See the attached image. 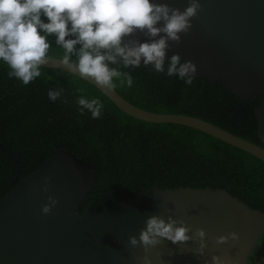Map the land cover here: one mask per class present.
<instances>
[{"label":"water","instance_id":"95a60500","mask_svg":"<svg viewBox=\"0 0 264 264\" xmlns=\"http://www.w3.org/2000/svg\"><path fill=\"white\" fill-rule=\"evenodd\" d=\"M158 2L183 10L190 0ZM200 5L180 41H170L167 55L179 53L196 63L195 79L222 81L245 100L261 98L255 115L258 136L264 143V0H200ZM136 36L146 39L139 32ZM48 65L43 67H62L57 57ZM103 93L139 120L196 128L264 160V147L209 121L145 110L116 89ZM237 112L230 117L232 121ZM96 176L95 163L70 150H50L39 169L0 197V264H146V257L151 264H204L213 255L230 264H250L264 234V212L221 188H161L157 184L100 213L88 208L78 213ZM45 177L47 191L42 190ZM49 195L58 202L45 214L41 207ZM153 214L185 222L190 233L203 228L207 240L203 254L195 251L197 240L173 244L162 239L147 252L142 245H130L129 237L138 236L146 218ZM232 231L239 234L237 241L217 242L218 236Z\"/></svg>","mask_w":264,"mask_h":264},{"label":"trees","instance_id":"16d2710c","mask_svg":"<svg viewBox=\"0 0 264 264\" xmlns=\"http://www.w3.org/2000/svg\"><path fill=\"white\" fill-rule=\"evenodd\" d=\"M53 57L62 52L50 37ZM0 66V197L36 171L50 150H70L95 163L97 176L78 213L107 207L155 185L226 189L264 212V160L196 128L171 122H147L121 110L87 80L42 67L27 85L6 76ZM131 88H115L131 103L151 112L195 116L264 147L255 108L261 98L237 97L224 82L194 79L192 85L148 69H133ZM61 87L62 98L47 90ZM82 89L83 91H77ZM99 96L100 118L77 111L74 98ZM235 120L230 117L235 110ZM264 262V234L250 264Z\"/></svg>","mask_w":264,"mask_h":264},{"label":"clouds","instance_id":"9594fccd","mask_svg":"<svg viewBox=\"0 0 264 264\" xmlns=\"http://www.w3.org/2000/svg\"><path fill=\"white\" fill-rule=\"evenodd\" d=\"M201 7L200 0H190L181 10L158 0H0V66L6 76L27 85L41 76V68L49 66L54 43L62 50L56 57L62 67H53L61 75L76 76L94 83L102 92L121 86L131 88L133 69H148L192 85L197 65L179 53L167 55L170 41L179 42L187 32L191 18ZM146 39H140L136 33ZM167 56V59H166ZM77 91H83L78 89ZM64 89L49 88V100L62 98ZM77 111L100 118L104 104L99 96L78 95ZM47 177L42 190H48ZM41 207L49 213L57 198L49 195ZM203 228L190 233V226L172 216H148L139 235L129 237L132 246L142 245L147 252L167 239L173 244L197 240L195 251L203 254L207 240ZM217 242L237 241L232 231L220 235ZM146 259V264H151ZM204 264H230L213 255Z\"/></svg>","mask_w":264,"mask_h":264}]
</instances>
